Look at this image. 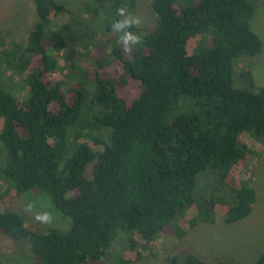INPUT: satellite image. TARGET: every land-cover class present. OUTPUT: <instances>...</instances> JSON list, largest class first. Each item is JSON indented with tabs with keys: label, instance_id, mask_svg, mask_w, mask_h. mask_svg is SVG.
<instances>
[{
	"label": "trees",
	"instance_id": "trees-1",
	"mask_svg": "<svg viewBox=\"0 0 264 264\" xmlns=\"http://www.w3.org/2000/svg\"><path fill=\"white\" fill-rule=\"evenodd\" d=\"M32 1L24 43L0 30V237L37 264H134L165 238L251 214L243 176L263 156L264 87L249 64L234 75V61L261 51L258 0H151V22L127 29L141 38L131 52L112 25L120 8L138 17L137 0L77 12ZM29 191L68 228L17 212ZM166 264L236 263L174 248Z\"/></svg>",
	"mask_w": 264,
	"mask_h": 264
},
{
	"label": "rangeland",
	"instance_id": "rangeland-1",
	"mask_svg": "<svg viewBox=\"0 0 264 264\" xmlns=\"http://www.w3.org/2000/svg\"><path fill=\"white\" fill-rule=\"evenodd\" d=\"M55 1L70 12H77L85 0ZM150 1L137 0L138 18L141 21L139 26H146L152 20L149 8ZM35 19L36 15L32 0H0V30L5 34L8 41L24 43L27 32ZM60 21L64 22L63 19H60ZM250 23L252 30L262 41V48L260 53L249 61L235 60L234 75L245 64H249L255 84L264 87V0H258L255 3V12ZM75 47L72 48V50L75 49L73 60L82 63L84 54H80L81 49ZM59 61L61 65L63 63L62 59H59ZM72 67L74 66L71 64L69 69ZM8 74L6 72L5 76H8ZM66 78L67 75L64 74L59 76V79L62 80H66ZM260 152L263 156L256 158L251 164L249 172L243 176L252 181L257 192L256 207L247 218L232 225L221 221L210 225H201L189 231L184 238L178 241L166 240L165 238L159 242L158 247L152 253L145 254L140 261L134 264H166V260L174 248H188L200 258L208 261L225 257L233 260L236 264H253L264 251V149H260ZM41 196L44 198L43 202L35 192L29 191L16 199L13 202V207L17 212L31 219H35L38 213L49 212L53 217L52 222L44 225L55 226V216H57L63 219L61 226L65 229L68 228L70 219L63 218L55 210L56 214L54 216L50 212L52 208L50 199ZM29 203L34 204L32 211H26ZM61 226L58 225V227ZM63 228L59 229L65 230ZM0 259L3 264H37L23 244L4 237H0Z\"/></svg>",
	"mask_w": 264,
	"mask_h": 264
},
{
	"label": "clouds",
	"instance_id": "clouds-1",
	"mask_svg": "<svg viewBox=\"0 0 264 264\" xmlns=\"http://www.w3.org/2000/svg\"><path fill=\"white\" fill-rule=\"evenodd\" d=\"M117 14L123 19L116 21L112 25L113 32H123V35L119 38L118 43L123 45L125 52H131V46L141 43V38L127 29L133 26H138L141 21L138 17L131 15L126 12L125 8H120L117 10ZM34 209V204L29 203L26 207V211H32ZM35 219L43 224H50L52 222V215L49 212H41L36 214Z\"/></svg>",
	"mask_w": 264,
	"mask_h": 264
}]
</instances>
